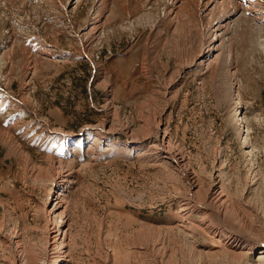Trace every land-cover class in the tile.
I'll list each match as a JSON object with an SVG mask.
<instances>
[{"label": "rangeland", "instance_id": "1", "mask_svg": "<svg viewBox=\"0 0 264 264\" xmlns=\"http://www.w3.org/2000/svg\"><path fill=\"white\" fill-rule=\"evenodd\" d=\"M117 10L90 59L49 29L40 31L39 40H29L34 49L47 41L60 62L39 64L24 96L20 75L26 62L20 52L10 58L11 87L0 85V128L10 129L15 144L0 135V264H47L55 255L48 245L57 226L47 230L44 212L51 208L49 157L73 174L61 209L69 264H244L242 256H225L223 244L202 229L203 214H180L186 182L168 155L159 156L141 139L131 150L132 134H144L155 124L166 132L172 150L185 155L200 184L220 170L233 215L226 222L213 215L209 222L253 241L249 259L255 260L256 247L264 242V55L252 39L238 40L232 57L206 74L190 66L200 40L187 28L185 34L170 33L154 60L144 64L148 42L156 46L159 37L148 21L126 29ZM230 68L236 72L237 100L248 107L247 140L232 114ZM108 119L117 133L97 131L90 141L98 146L74 145Z\"/></svg>", "mask_w": 264, "mask_h": 264}, {"label": "bare ground", "instance_id": "2", "mask_svg": "<svg viewBox=\"0 0 264 264\" xmlns=\"http://www.w3.org/2000/svg\"><path fill=\"white\" fill-rule=\"evenodd\" d=\"M115 7L118 8L119 16L126 20V29L148 21L152 33L159 37L155 40L156 46H150L151 43L148 42L150 45L146 46L144 64L146 61L154 60L157 46L164 48L163 42L170 33L185 34L187 28L189 31L194 29L200 40V53L190 66L201 69L206 74L209 72L212 74L221 59L232 57L233 43L238 40L243 43L252 39L255 50L258 54L264 55V0H0V85L11 87L12 80L9 78L12 73V60L10 58L18 52L26 62L25 69L20 75L22 96L29 91L30 82L39 64L60 62V58L55 56L56 51L53 50L55 53L49 51L51 44H45L47 41H38L39 49L29 46V40L35 38L37 41L40 31L45 32L49 29L56 37L65 35L71 43L78 47L79 53L87 54L90 59L92 49L100 46L116 20V15L113 13ZM82 11H84L83 17L81 16ZM31 12H35L38 19L37 24L32 22ZM154 16L157 20L155 24ZM154 34H150V38ZM53 47L56 48L55 45ZM228 71L227 79L231 81L228 97L233 105V118L239 133L245 134V140H247L249 132L245 130L246 126L244 127L246 119L244 110H247V106L244 107L241 99L237 100L235 94L236 87L233 85V79L236 77V72H232L231 68ZM153 128L138 136L132 134L134 140L130 142L131 150L138 148L137 143L142 140L151 143L152 150L156 151L159 156L168 155L170 163L186 182V196L180 202V214L184 217L188 216L191 211L203 214L201 225L204 228L202 229L223 244L222 251L225 256L232 255L236 258L242 256L241 260L244 264H264V240H262L263 245L256 247L258 253L255 260L250 261L249 255L253 250L251 246L254 247L253 241L249 243L242 240V235L239 233L218 228L209 222L213 215L222 221H225L229 215H233L231 200L229 201L224 194L219 179L220 170L217 175L212 173L200 184L190 171L185 155L170 147L169 138L166 132L162 131L161 125L155 124ZM116 129L112 121L104 120L97 127H93L92 131L79 136L77 142L74 140V145L82 147L85 144H91L92 136L95 138L96 135H100L98 132L117 133ZM8 132L0 128V135L11 140L9 144L14 145L15 141ZM71 142L72 140L68 141L67 145ZM95 144L96 140L91 145ZM246 146L250 147L249 142H246ZM68 150L69 147H66L64 152ZM247 153L252 154V150H248ZM49 158L52 161L51 170L45 176L47 177L46 182L51 185L49 190L51 208L49 210L45 206L44 212L46 213L47 230L52 232L54 226H57V229L49 237L48 246L55 255L47 264H69L65 241L69 233L64 225L65 209L62 211L61 209L65 193L73 183V174L64 170L63 163L52 157ZM190 193H192L191 197ZM233 217L236 221H243L238 214Z\"/></svg>", "mask_w": 264, "mask_h": 264}]
</instances>
